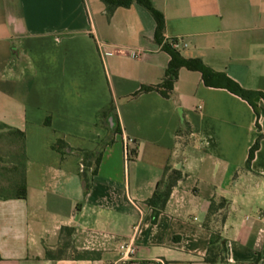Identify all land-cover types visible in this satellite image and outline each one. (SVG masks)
I'll list each match as a JSON object with an SVG mask.
<instances>
[{
    "label": "crops",
    "instance_id": "1",
    "mask_svg": "<svg viewBox=\"0 0 264 264\" xmlns=\"http://www.w3.org/2000/svg\"><path fill=\"white\" fill-rule=\"evenodd\" d=\"M152 3L165 17L161 43L154 17L136 3L109 17L104 0H0V124L25 133L27 157L26 199L0 200V264H205L212 198L228 201L223 264H264V100L257 112L188 69L172 98L129 99L162 82L172 40L186 59L264 94V0ZM110 105L119 134L109 116L97 119ZM180 128L192 132L184 150ZM59 140L102 151L88 192L84 157L54 150ZM8 161L0 156L2 176L15 166ZM168 166L184 179L154 222L147 202ZM65 227L76 229L78 252L101 257L47 259Z\"/></svg>",
    "mask_w": 264,
    "mask_h": 264
},
{
    "label": "trees",
    "instance_id": "2",
    "mask_svg": "<svg viewBox=\"0 0 264 264\" xmlns=\"http://www.w3.org/2000/svg\"><path fill=\"white\" fill-rule=\"evenodd\" d=\"M138 4L147 9L154 17L157 23L155 40L161 43L165 31V17L162 13L155 9L152 0H104L106 12L111 17L119 8H129L133 4ZM163 49L171 55V61L165 71L163 80L158 85L143 87L139 92L129 97L134 99L142 94L149 92H158L164 98L170 99L174 96L175 85L179 79L181 69L200 72L203 75L204 83L208 87H223L232 93L242 97L248 101L258 112V101L264 100V94L255 91H247L238 84L229 79L225 74L216 73L210 70L199 59H186L180 53V50L172 48L171 44L164 45ZM114 111L112 105L103 109L97 114L101 124H105V120L109 113ZM0 131H7L0 134V139L6 145H11L14 150L10 153L7 163L14 164L11 168H4L3 176L7 179L3 184L0 183V200L6 199H26L27 182H26V136L25 133L9 128L0 124ZM120 133V126L116 129V134ZM192 132L190 128H180L177 137L181 148L184 150L190 143ZM114 142V138L110 139L107 144ZM52 148L59 153L65 155L67 153L77 152L81 154L83 159L84 170L81 177L86 186V192L91 189L92 178L97 176L99 167L102 162V151L88 152L84 150H75L67 143L59 140ZM259 148L257 143L251 150L249 163L254 159L255 153ZM138 149L130 151L131 159L137 156ZM184 175L181 170L168 166L158 182L156 190L152 198L147 202L148 206L153 210V221L156 222L168 205L174 189L183 181ZM228 201L224 198H212L211 206L204 223V227L211 232V243L207 255L204 258L205 264H223L227 261V242L224 237V227L226 223L225 210ZM76 229L65 227L61 230V238L58 247L55 250L47 249L46 258L49 260H63L73 258L76 260H97L101 257L98 252L83 251L78 252L74 246V237ZM1 260V257H0Z\"/></svg>",
    "mask_w": 264,
    "mask_h": 264
},
{
    "label": "rangeland",
    "instance_id": "3",
    "mask_svg": "<svg viewBox=\"0 0 264 264\" xmlns=\"http://www.w3.org/2000/svg\"><path fill=\"white\" fill-rule=\"evenodd\" d=\"M13 151V148L12 147H9V146H7L5 143H0V156H2L6 161H8L9 160V157H8V155H9V153L10 152H12ZM2 165H4V166H6V164L3 162V163H1L0 162V167L2 166ZM2 172V170H1V168H0V173ZM2 179H5V177L4 176H2V174H0V180H2ZM4 183V182H3ZM111 243V242H110ZM113 243V245L112 244H108V246H109V248H112V249H115V247L117 246L116 244H114V242H112ZM116 245V246H115ZM118 247H120V251H122V244L120 245H118Z\"/></svg>",
    "mask_w": 264,
    "mask_h": 264
},
{
    "label": "built area",
    "instance_id": "4",
    "mask_svg": "<svg viewBox=\"0 0 264 264\" xmlns=\"http://www.w3.org/2000/svg\"><path fill=\"white\" fill-rule=\"evenodd\" d=\"M170 44H171L172 48L175 49V50H180L181 47L183 46L179 40H172V41L170 42ZM184 46L186 47L187 45H184ZM101 48L104 50L103 47H101ZM103 53H104L105 55L108 54V52H106V50H104ZM132 56H133L134 58H137V57H139V53H136V52H135V53H133ZM130 141H132V140H130ZM127 253H128L129 255H132V254H134V250H128Z\"/></svg>",
    "mask_w": 264,
    "mask_h": 264
},
{
    "label": "water",
    "instance_id": "5",
    "mask_svg": "<svg viewBox=\"0 0 264 264\" xmlns=\"http://www.w3.org/2000/svg\"><path fill=\"white\" fill-rule=\"evenodd\" d=\"M107 123L109 124V127L111 129V132H114L116 127H117V122L114 118V115L111 113L108 120H107Z\"/></svg>",
    "mask_w": 264,
    "mask_h": 264
}]
</instances>
